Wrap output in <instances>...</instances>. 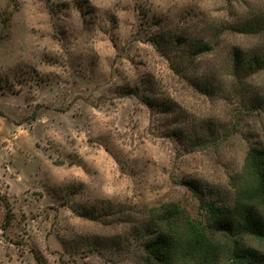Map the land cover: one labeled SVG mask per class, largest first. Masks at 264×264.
<instances>
[{
    "label": "rangeland",
    "instance_id": "374dc122",
    "mask_svg": "<svg viewBox=\"0 0 264 264\" xmlns=\"http://www.w3.org/2000/svg\"><path fill=\"white\" fill-rule=\"evenodd\" d=\"M251 145L264 0H0V264H140L154 209L233 205Z\"/></svg>",
    "mask_w": 264,
    "mask_h": 264
},
{
    "label": "trees",
    "instance_id": "16d2710c",
    "mask_svg": "<svg viewBox=\"0 0 264 264\" xmlns=\"http://www.w3.org/2000/svg\"><path fill=\"white\" fill-rule=\"evenodd\" d=\"M253 63L242 59L235 68H251ZM231 184L233 205L207 202V222L175 202L154 209V230L142 241L140 264H264V253L243 242L244 235L264 240V147H249L243 169L232 175Z\"/></svg>",
    "mask_w": 264,
    "mask_h": 264
}]
</instances>
